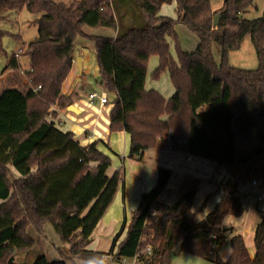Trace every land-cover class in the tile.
<instances>
[{
  "label": "trees",
  "instance_id": "trees-1",
  "mask_svg": "<svg viewBox=\"0 0 264 264\" xmlns=\"http://www.w3.org/2000/svg\"><path fill=\"white\" fill-rule=\"evenodd\" d=\"M127 1L131 20L122 26L126 22L121 4H116L119 0H0V20L3 11L39 15L34 21L37 37L10 57L2 72L18 70V57H26L29 66L23 76L36 98L66 109L71 100L61 88L71 70L74 41L84 37V26L111 30L113 38L90 39L97 67L95 84L112 95L107 99L112 104L108 132L129 135V159L139 160L144 152L159 147L211 163L212 177L203 181L183 176L173 204L163 208L158 199L172 172L158 167L154 186L139 196L109 253L88 250L91 235L122 182L121 167L108 177L111 160L97 149L98 142L81 146L73 133L28 112L17 89L2 88L0 264H16L14 255L34 247L44 237L45 225L68 245L70 257L59 253L58 260H48L40 254L30 264H73V260L171 264L176 248L213 264H264V212L252 235V258L238 235L230 236L231 254L225 261L217 255L209 257L231 233L221 226L226 216L243 212L237 197L240 188L252 180L264 183V7L259 17L246 20L242 16L254 0H223L217 11H212L209 0ZM172 1L175 17L161 16V7ZM215 15L219 18L213 26ZM176 25L197 38L192 52L181 50ZM2 36L20 40L0 29V45ZM246 38L255 52V70L229 65V53L239 50ZM212 43L220 48L219 63L214 61ZM150 57L157 58L150 78L169 76L173 94L166 101L145 89ZM8 166L18 178L9 180ZM222 171L226 181H212ZM204 185L219 189L221 199L195 222L204 208L194 211L193 206Z\"/></svg>",
  "mask_w": 264,
  "mask_h": 264
},
{
  "label": "crops",
  "instance_id": "crops-1",
  "mask_svg": "<svg viewBox=\"0 0 264 264\" xmlns=\"http://www.w3.org/2000/svg\"><path fill=\"white\" fill-rule=\"evenodd\" d=\"M223 3V0H220L218 4L211 7L212 11L218 10L221 8ZM120 10H121V17L124 22H129L131 20V13L132 10L131 4L127 0H119ZM263 7H264V0L262 1ZM174 1L170 5H163L160 10V15L164 17H170L174 18ZM263 9V8H262ZM176 25L175 29L178 28ZM186 30V29H185ZM82 32L87 36V38H81L77 37L74 41V52L73 56L76 60L77 58L81 59V71L83 74H92L93 76H97V67L95 65L94 60V44L90 40L92 37H108L113 38L115 36V33L111 30L105 29V28H89V27H83ZM183 32L186 33L187 31ZM187 34V33H186ZM177 35V34H176ZM6 37L8 36H2L1 38V45H0V60H2V64H0V69L2 67H5V65L8 63L10 57L13 55L12 53L17 50L24 42H21L22 39L19 37V41L14 40L11 37H8L12 40H14L16 43H13L9 40H6ZM22 38V37H21ZM178 38V36H177ZM9 43L11 45V49L9 52H7L4 49L3 43ZM198 41H194V45L196 47ZM195 49V48H194ZM22 58H24L22 60ZM151 58V57H150ZM150 60V59H149ZM19 61V69L18 70H8L6 74L2 77V79L6 80V83H3L1 81L2 88H14L17 89L21 94L24 96L26 100V110L28 112H36L40 114L43 119L50 125L58 128L59 130L63 132H71L74 135L75 140L81 145L89 146L90 144L94 142H98L97 149L100 145L105 146L110 151L112 149L109 148L110 145H115L118 141V139L115 137V135L124 137V140L128 142V149L126 151V154L123 156H119V159L123 163L118 168L123 167L124 171V178L122 179V182L124 180L123 185H119L118 191L114 197V204L116 203V198L118 200V206L115 205L112 207V204L106 211V213H111V216L109 217V220L105 219V214L99 221L98 225L96 226L95 230L93 231L91 235V242L88 245L87 249L92 251H97L100 253L107 254L106 252H101L98 250L100 247V238L105 237V235L109 236L110 232L115 234L116 229L118 228V225H120V215L122 213L123 220L127 221L128 216L126 214L127 207H130L129 209L132 211L139 199V196L142 193H145L150 188H152L156 182V170L158 167H164L167 169H170L172 172V175L175 174L176 168H180L179 166H183L187 168V170H193L195 173H186V174H179L177 175L176 181L174 182V189H169L166 187L164 192L166 193V198H172L174 201L175 194H176V188L178 183L180 182L181 178L185 175L193 176L195 178L202 179V174H199L197 172L196 164H187L190 161H194L199 159H195L189 156H186L184 154H181L176 151L172 150H163L161 148H156L154 150L146 151L142 154L141 158L139 160L136 159H129L128 158V152H129V145H130V138L127 133H114L110 134L108 132V124H109V112L111 110L112 104L108 103L105 105H99L98 101L95 100L93 103H89L88 100H80V94L81 89L78 84V71L77 67L75 65V62L72 66L70 73L68 77L65 79L64 83L62 84L61 93L65 96H68L71 100V105L78 111L77 113H73L71 111H68L66 109H58L55 106L46 105L43 102L39 101L36 96L34 95V92L30 89L26 79L23 76V72L28 70L29 66V60L24 57L20 56L18 57ZM149 63V62H148ZM157 66V65H156ZM155 69V68H154ZM148 70V67H147ZM153 72V71H152ZM152 73L149 74V78ZM165 74V73H163ZM148 73L146 74L147 77ZM162 75V74H161ZM160 75V76H161ZM168 75V74H167ZM151 79V78H150ZM160 79V77H159ZM158 79V80H159ZM152 80V79H151ZM156 80V81H158ZM169 76L168 79L165 80L164 83V89L166 92L162 94L163 92L159 90L154 89H147L146 88V78H145V89L153 90L159 93L164 100L166 101L170 96L173 94V87L170 84ZM89 80H86L84 85L86 84L91 87L90 90H87V94L89 91H94L93 86L88 83ZM154 81V80H153ZM100 89V88H99ZM101 94L102 97H106L108 100L112 98V95L102 91ZM95 92V91H94ZM86 94V95H87ZM70 106V105H69ZM50 119V120H48ZM55 123V124H54ZM57 123V124H56ZM95 138V139H93ZM126 138V139H125ZM170 159V160H168ZM111 160V159H110ZM126 160V161H125ZM180 161H185L186 163H181ZM112 162V161H111ZM203 161H200V163ZM126 164V168L124 165ZM198 164V163H197ZM211 164V163H210ZM212 165V164H211ZM213 166V165H212ZM111 167V165H110ZM195 167V170L194 168ZM117 168V169H118ZM110 169V168H108ZM108 171V170H107ZM115 172V171H114ZM171 175V176H172ZM212 177V175L210 176ZM215 178V177H214ZM214 178H212V181H214ZM121 182V183H122ZM122 186V187H121ZM171 190V191H170ZM216 187L211 185H204L200 191L202 193L201 199H202V206L203 208H208L210 211V208H213V206L218 202L219 193L216 192ZM163 192V193H164ZM207 199L204 200L205 196ZM173 201L170 205L173 204ZM241 205L245 206V212L248 214L255 213L258 210L259 205L255 204L252 199H242ZM159 202V201H158ZM117 204V203H116ZM210 205V207H209ZM169 206V205H167ZM119 217V218H118ZM258 220L257 222H259ZM109 223L114 224L113 230L111 226H107ZM116 223V224H115ZM122 224V223H121ZM49 225L44 226V239L46 237H50V239L58 238L53 230L50 231L47 229ZM122 226V225H121ZM50 227V226H49ZM48 227V228H49ZM51 228V227H50ZM235 234H242V230H233ZM254 232V231H253ZM253 235V233H251ZM124 232L121 233L118 242L123 238ZM59 240V239H58ZM230 236L225 238L222 242V245L219 249L215 250V255H217L219 258H221L223 261H225L230 253ZM252 241V239L250 240ZM60 242V241H59ZM58 249V247H56ZM107 258V256H106ZM76 264V263H75ZM80 264H88L85 262H81ZM213 264V263H212Z\"/></svg>",
  "mask_w": 264,
  "mask_h": 264
},
{
  "label": "rangeland",
  "instance_id": "rangeland-1",
  "mask_svg": "<svg viewBox=\"0 0 264 264\" xmlns=\"http://www.w3.org/2000/svg\"><path fill=\"white\" fill-rule=\"evenodd\" d=\"M54 1L69 2L72 0H54ZM219 1L220 0H209L210 7H213L216 4H218ZM262 1L263 0H254L253 6L248 8L245 11L242 18H244L246 20H251V19L259 17L261 15V11L263 8ZM215 11H217V10H215ZM119 15H120V11L116 14L117 20H119L118 19ZM135 15H136V13H135ZM38 18H39V15H31L28 12H26L25 10H22L20 12H17V11H3L2 12L1 20H0V29L7 31L11 35H16L18 37H20V35H21V37H22V38L20 37V39H22L21 42H24V44H22L12 54L19 53V50H21L23 52L25 50V46L27 45V43L32 42L37 37V27H36L34 21ZM128 24L129 23L126 22V23H123L122 26L123 25L125 26ZM177 27L178 28L175 29V33L178 36V44H179L181 50L183 52H186V53L192 52L195 48V45L193 42L198 41L197 38L195 37V35L188 32L187 30H185V28L183 26H177ZM183 29H184V31H187L186 32L187 34L183 32ZM81 38H87V36L84 34V37H81ZM6 40H9L13 43H16L14 40H12L8 37H6ZM3 46L7 52H9V50L11 49V45L9 43H7V41L5 43H3ZM170 52H171L172 56H174V51L172 48H171ZM211 52H212L214 61L216 63H219L220 48L216 43L211 44ZM23 59L24 58H22V60ZM73 59H74V56H73ZM74 62H75V60H73V64H74ZM0 64H2V60H0ZM156 65H157V58L151 57L149 60V63H148V70H147L148 75L146 77V88L159 90V91L163 92L162 94H164L166 92V90L164 89V83H165V80L168 79L167 73L162 74L158 81H153L149 78V74L152 73V71L154 70ZM229 65L232 67H235V68L243 69V70H255L256 69L257 62H256V58H255V52L253 50V47L250 43L249 38H246L243 41L239 50L229 53ZM3 68L4 67H2L0 69V87L2 86L1 81H3V83L7 82L6 80L2 79V77L7 72V71L2 72ZM96 77L97 76H93L92 74L85 75L82 73V71L80 72V75H78V79H79L78 84H79V87H80L81 92H82L80 94V100H86L87 99L86 84L84 85L86 80H89L88 83H90L93 86V88H94L93 90L98 94V96L101 94L99 87L95 84ZM167 81H169V80H167ZM100 96H102V95H100ZM48 120H50V119H48ZM115 137L118 139L117 143L115 145L109 146V148L112 149V151H110L108 148H106L105 146H102V145H100L98 148L99 151H101L104 155L108 156L112 161L110 169H108V171L106 172V175L108 177H111L112 174L114 173V171L119 166H121L123 164L121 162V160L119 159V156H123L126 154V151L128 149V144H129L128 142H126V140H124V137L118 136V135H115ZM93 139H95V138H93ZM84 145L87 146L86 144H84ZM168 160H170V159H168ZM200 161H202V160H199V161L195 160V162L189 160V162L187 164H190L191 166H192V164H194V165L196 164L195 167H197L199 165L197 172L199 174H202V179H204L205 181H208L211 178L210 176L213 174V166L206 161H203L201 163H200ZM180 162L183 164L186 163L185 161H180ZM124 167L126 168V164L124 165ZM179 167L180 168L174 169L175 174L171 176V178L167 184V188L174 189V185H175L174 182L176 181L177 175L186 174V173H190V172H191V174L195 173V171L193 172V170H187V168H185L183 166H179ZM195 167H193L194 170H195ZM6 170L8 171V178L10 181L18 178L17 174L14 172V170L11 167H9V166L6 167ZM121 171L123 173V178H124L123 167L121 168ZM220 180L226 181V177L223 175H218L214 178V181L216 183H218ZM123 183H124V180L121 183V185H123ZM216 192L219 193V197H218V201H219L221 199V191L218 189V190H216ZM166 193L167 192L162 193L158 199L160 206H162L163 208L166 207L167 205H170L173 201L171 197L166 198ZM201 196H202V193H200V196L197 198L195 205L193 206L194 211L198 210V208L202 206ZM206 197H208V196L206 195L204 200L207 199ZM247 198L250 200L252 197L246 195V197L241 198V200L247 199ZM116 203L114 204V202H113L112 207L115 205L118 206L117 198H116ZM257 205H259L258 210L252 214L246 213L244 211L245 206L241 205V207L243 208V212L240 216L234 217L232 215H227L226 219L221 223L222 224L221 226H223L224 230L230 229L229 231H231L230 234H228V233L225 234V236L227 238L229 236H232V235H238L243 239L250 258H252L253 254H254L252 241H250L252 239L251 233H253L255 225L258 223L257 221L261 219V216L264 212V201H262L261 203H258ZM209 207H210V205H209ZM129 208L130 207H127V210H126V214H127L128 218H129L130 213H131V210ZM211 209L212 208H210V211H211ZM208 212H209L208 208L207 209L204 208L202 212H198L194 218L195 222H199L201 219H203L204 216ZM109 215L111 216V213H109V212L105 214L104 217L106 220L107 219L109 220V217H110ZM122 219H123V216L121 213L120 225H118V228L116 229L115 234L110 232L109 236L105 235V237L100 238V244L101 245L98 248L99 251L109 253L114 236L120 234V232H121V228H122L121 225H123ZM107 226H111V228L113 230L114 224L112 225V223H109ZM48 227H47V229L52 231L51 228L50 227L48 228ZM234 229L235 230L239 229V230H242L243 232H242V234H235L233 231ZM30 236L35 238V236L32 232H30ZM46 239L47 240H45L44 238H41L40 240H38L36 245L34 247H32L27 252L16 253L14 255V263H16V264H30L34 260V258H36L40 254H44L48 258V260H58L60 254H62V256L67 257V258L70 257L69 253H68V245L60 243L58 238L50 239V237H46ZM56 247H58L59 251L56 250L57 249ZM214 255H215V252L210 254L209 257H211L213 259ZM75 263L80 264L81 262L77 261V260H73V264H75ZM69 264H71V263H69ZM122 264H141V263H138L137 261L134 262L131 260H125L124 263H122ZM171 264H212V262L208 261V260L201 259V258H197V257L192 256L190 254H187L185 252H181L178 256H176L172 260Z\"/></svg>",
  "mask_w": 264,
  "mask_h": 264
},
{
  "label": "built area",
  "instance_id": "built-area-1",
  "mask_svg": "<svg viewBox=\"0 0 264 264\" xmlns=\"http://www.w3.org/2000/svg\"><path fill=\"white\" fill-rule=\"evenodd\" d=\"M87 100L89 103H93L95 100H97L99 105L107 104V98L100 95L98 96V94L94 91L88 92ZM221 175L225 176L227 179L225 172L222 171ZM246 195L252 197L251 199L255 204L261 203L264 201V183L252 180L250 183L242 186L237 193V197L241 199L245 198ZM147 251H149V248H147Z\"/></svg>",
  "mask_w": 264,
  "mask_h": 264
},
{
  "label": "water",
  "instance_id": "water-1",
  "mask_svg": "<svg viewBox=\"0 0 264 264\" xmlns=\"http://www.w3.org/2000/svg\"><path fill=\"white\" fill-rule=\"evenodd\" d=\"M218 18H219V15H215V16L213 17V20H212V24H213V26H215V25L217 24V20H218ZM80 63H81V59H80V58H77V59L75 60V65H76V67H77V70H78V73H79V74H80V72H81V64H80ZM86 89H87V90H90L91 87H90L89 85H87ZM67 110H68V111H71V112H73V113H77V112H78V111H77L72 105L68 106V107H67ZM179 253H180V248H176V249L173 251V254H174L175 256H178Z\"/></svg>",
  "mask_w": 264,
  "mask_h": 264
}]
</instances>
